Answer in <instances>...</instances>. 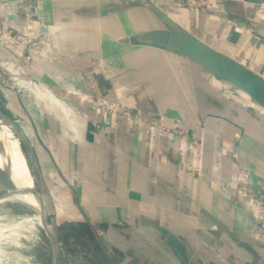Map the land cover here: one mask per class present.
<instances>
[{
    "label": "crops",
    "instance_id": "0c3cea01",
    "mask_svg": "<svg viewBox=\"0 0 264 264\" xmlns=\"http://www.w3.org/2000/svg\"><path fill=\"white\" fill-rule=\"evenodd\" d=\"M41 1V24L28 37H45L56 70L29 64L25 43L0 50V59L50 95L44 102L27 90L26 100L18 96L21 113L9 103L7 109L30 126L26 156L43 189L52 187L47 176H57L66 222L87 229L113 264H264V212L226 187L238 158L264 204V114L256 108L264 110L256 101L253 110L244 108L203 84L196 69L208 71L173 39H195L264 78V0H210L211 11L170 15L179 27L138 0ZM16 5L8 12L0 0L5 30L9 21L34 18L15 15ZM61 98L74 107L71 124ZM100 98L135 113L111 119L92 103ZM136 113L147 123L159 115V124L186 134L162 136L137 124ZM69 125L78 126L79 132L71 128L76 143ZM192 243L203 247L200 253Z\"/></svg>",
    "mask_w": 264,
    "mask_h": 264
},
{
    "label": "rangeland",
    "instance_id": "374dc122",
    "mask_svg": "<svg viewBox=\"0 0 264 264\" xmlns=\"http://www.w3.org/2000/svg\"><path fill=\"white\" fill-rule=\"evenodd\" d=\"M153 3L169 17L170 15L174 17L175 15H178V17L180 18L179 10L188 9L186 2H182L180 7L173 0H153ZM12 4L16 5V2H14L13 0ZM12 4L11 1L9 2L6 1V3L3 5L7 8L8 11L9 7L12 6ZM145 4L147 5L146 0H145ZM143 6L145 5L143 4ZM14 13L16 12L14 11ZM13 15L14 14L11 13V16ZM8 16L10 17V13H8ZM34 19L36 20L37 17H34L33 20ZM25 31L28 36L27 30ZM39 37L40 39L38 41L45 39L44 36H39ZM48 45H49L48 43L47 45L43 44L42 46H38L39 49L32 50L31 59H29V64H35L37 68H39L38 70L45 71L44 69L46 67L45 65H47L48 63H51L54 71L56 70L55 66L52 64L53 59L52 57H50L48 53L49 51V49H47ZM5 48L6 47L3 44L2 46L0 45V50H4ZM37 51L41 52L39 53L40 55L35 54V52ZM28 56L29 55H27V57ZM200 71H201L200 69H196V74L199 80H201L203 84L207 85L212 90L218 92L224 98L229 99L233 102H237L242 107L248 108L250 110L256 108L254 106L255 104L253 105V103H255L256 100H254L252 96L248 95L247 91L246 93L245 90L244 91L243 89L241 90V88L235 86L230 82L216 78L212 74H209L208 72L203 73L202 71L201 72ZM16 76L17 75L11 74L9 71H7L2 66H0V108H2V110H4L2 112L5 113L3 114L2 112H0V132H3L4 127H8V129H10V131H12L14 135L21 140L23 150L26 154L24 138L22 135L23 134L25 135L24 130L26 128H29L30 126L28 125V122L25 119L19 117L16 119L13 118V115L10 111H8L7 106L9 103L10 108L15 113H21V110H19L20 103L18 96H23V99L26 100L27 96L29 95L26 94V91L28 89L25 88V86L29 85L28 83H31V81H35V80H30V78L26 76H24L25 78H17ZM53 79L56 81V83L59 82L57 78H53ZM21 80L26 82L21 83ZM62 80H64V76ZM67 88L74 93L73 91L74 88L71 87H67ZM74 95L76 99L81 100L83 102H85V100H88L89 98V96L86 95L85 93L82 94L76 93ZM67 97L69 98V96ZM71 100L73 102L72 98ZM60 102H62L65 105V109H66L65 114L68 119L67 122H70L71 119L70 115H73L74 112L72 109H74V107H72L69 104L70 102L66 99L61 98ZM86 102H91V101H86ZM261 108H263L262 110H264L263 105ZM256 109L258 110L256 111L258 114L261 115L264 114L258 108ZM156 116H158V118H161V116L159 115ZM71 128H76V126L73 127H71L70 125L68 126L69 133L72 139L74 140V142L76 143L75 137L72 134H77V133L72 132ZM179 129L183 135L186 134V131L183 132L184 131L183 128H179ZM25 132L27 133V131ZM170 135L180 136V134L179 135L175 133L172 134V132L170 133ZM35 144L37 147L42 149L43 145L41 143H35ZM47 178L48 181L51 183L52 187L51 188L47 187V189H43L42 183L36 178V191L40 194V197L44 201L48 220L50 221L51 218L56 217L59 222V225L61 226V227L58 226V240L61 244L60 246L61 264H113L111 260L108 259L106 254H104L105 249L103 251L101 245L97 243L94 238L90 237L91 235L89 234V231L87 229L78 228L77 230L71 223L66 222L67 220L66 216L69 214V212L65 213L66 208L64 206V201L67 200V198L63 199L61 194V189L57 188V185H55L56 181H58L57 176L52 175V176H47ZM13 189L14 187L12 182L10 181L9 173L7 172L6 169L0 168V198L7 195ZM26 207L27 206H25L24 204L18 202L0 203V227L4 228L10 226H14V227L17 226V228H15V233H14L17 236L13 234L10 236V238L12 239H10L9 237L0 238V243H1L0 254H2L0 255V264H55L57 249L54 246L51 237L55 239L56 235L50 234L51 236L50 237L49 234L46 232V230L38 226L37 224H32L33 226L30 224L28 226L23 227L21 223L23 218L29 217L32 214V210L29 207L27 208ZM22 230H24V232H22ZM8 234L9 232H6V235ZM63 242H65L66 247L63 245ZM193 245H194L193 248L198 253H200L201 250L203 249L202 246L195 244ZM207 256L208 258H213L215 255L210 253ZM211 263L219 264L217 259H214V261H211ZM131 264H137V262H133Z\"/></svg>",
    "mask_w": 264,
    "mask_h": 264
},
{
    "label": "built area",
    "instance_id": "2783aa9c",
    "mask_svg": "<svg viewBox=\"0 0 264 264\" xmlns=\"http://www.w3.org/2000/svg\"><path fill=\"white\" fill-rule=\"evenodd\" d=\"M6 1L9 2L11 0H2L3 4H5ZM151 1L153 2V0ZM173 1L176 4H178L179 7L181 6L182 2H186L187 8L190 11L196 13L205 10H211L210 0H173ZM14 2H16L17 4L15 15L24 13L26 16L30 15L37 17L43 7V3L41 0H14ZM40 24L41 23L39 19L28 21L25 23V25H21L17 22L11 23L9 21L8 28L6 30L0 26V39L5 36H8L7 39H5L4 41L2 40L3 45L5 47L7 46L17 47L21 43H25L28 48L26 52V56L29 55L27 58L31 59L32 50L39 49L38 46H42L44 42L43 40L45 39L38 41L40 37L30 38L27 36L25 30L26 27L32 29L37 28L38 26H40ZM19 27H23L24 30L20 29ZM2 42L0 41V44ZM88 100H90V97L88 98ZM92 101H93L92 103L97 107L98 113H103L104 115H107L114 120H118L121 117L132 118L133 114L135 113L133 110L125 108L120 102H111L104 98H100ZM136 116L137 117L135 119V122L137 124L145 125L147 123L146 115H144L143 113H136ZM149 117L151 119L150 121L148 120L147 125H149V128L151 130L159 131L162 134V136L169 135L172 132V134L174 133L178 135L180 134V136L183 137V134L180 132V129L171 130L159 124L157 120L158 117L155 114H151L149 115ZM184 147L185 146L183 145V149ZM235 169H236V176L233 182L226 184V187L228 188L233 187L235 189L237 200L244 206L252 210H257L261 213L264 212V204L262 203L260 198L251 190V184L253 179L247 166L240 159L236 158Z\"/></svg>",
    "mask_w": 264,
    "mask_h": 264
},
{
    "label": "bare ground",
    "instance_id": "6f19581e",
    "mask_svg": "<svg viewBox=\"0 0 264 264\" xmlns=\"http://www.w3.org/2000/svg\"><path fill=\"white\" fill-rule=\"evenodd\" d=\"M11 23H14V21ZM19 28L24 30L23 27H19ZM27 29H32V28L26 27V30ZM7 37L8 36H5L4 38L7 39ZM47 43H48V41L43 42V44H46V45H47ZM0 45L2 46V43ZM47 49H49L48 53H49L50 57H52V48L50 47V45L47 46ZM39 53H41V52H38V51L35 52L36 55H40ZM0 66H2L4 69L9 71L11 74L18 76L19 71L17 72L15 67L9 61L0 59ZM25 82L26 81L21 80V83H25ZM28 84L29 85L25 86V88L28 89V92L31 95L37 97L39 100H42L44 102L48 101V99L50 98V95L47 93L45 87H43L39 82H36V81H32V83H28ZM241 90H242V88H241ZM247 94L250 95L249 93H247ZM257 103H259V102H257ZM70 116H71V119H70V124H71L73 116L72 115H70ZM77 128H78V126H76V128H73V130L79 132V130ZM167 137H169V136L167 135ZM0 168L7 170V172L9 173L10 181L12 182L13 187H14V189L11 190L7 195L0 198V203H2V202L3 203L4 202H18V203L24 204L25 206L29 207L32 210V214L29 217L23 218V220L21 221L23 227L28 226L30 224L31 225L37 224L38 226L45 229L49 235L55 234L53 225L47 221V215H46L47 211L45 209L44 201L40 197V194L36 191V177L32 171V168L30 167L28 158H27V156L23 150L21 140L19 138H17L14 135V133L12 131H10V129H8V127H4L3 132H0ZM15 225H17V224H15ZM23 227H22V229H23ZM15 228H17V226L16 227L10 226V227H4V228L0 227V238H3V237H9L10 238V236L15 233ZM24 230H22V232H24ZM6 232H9V234L6 235ZM30 232H32V231H30ZM22 235H24V234H22ZM15 236H17V235H15ZM15 236H13V237H15ZM18 236H19V234H18ZM10 239H12V238H10ZM10 239H9V241H10ZM14 240H15V238H14ZM0 255H2V254H0Z\"/></svg>",
    "mask_w": 264,
    "mask_h": 264
},
{
    "label": "water",
    "instance_id": "95a60500",
    "mask_svg": "<svg viewBox=\"0 0 264 264\" xmlns=\"http://www.w3.org/2000/svg\"><path fill=\"white\" fill-rule=\"evenodd\" d=\"M140 4H144L146 8L154 12L163 22L168 25L179 27V24L171 19L167 14H165L161 9H159L151 0H138ZM175 40L180 41L186 52L198 63H200L209 73L213 74L216 78L222 79L223 81L230 82L235 86L242 88L247 91L254 100L258 101L264 106V78L254 73L247 67L223 57L213 50L202 46L195 39H191L189 42L183 35L178 34L174 36ZM23 134V133H22ZM24 140H26L25 135H22ZM33 173L37 180H39V175L37 174V169L32 168ZM35 192V191H34ZM54 227V233L56 238L51 237L54 246L57 249L55 264H61V254H60V242L58 240V222L57 218L53 217L50 221ZM57 244V245H56Z\"/></svg>",
    "mask_w": 264,
    "mask_h": 264
}]
</instances>
